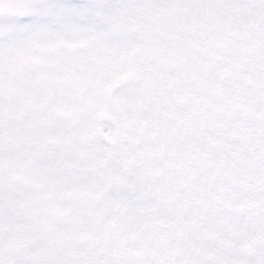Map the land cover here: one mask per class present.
Masks as SVG:
<instances>
[{
  "label": "snow or ice",
  "instance_id": "1",
  "mask_svg": "<svg viewBox=\"0 0 264 264\" xmlns=\"http://www.w3.org/2000/svg\"><path fill=\"white\" fill-rule=\"evenodd\" d=\"M0 264H264V0H0Z\"/></svg>",
  "mask_w": 264,
  "mask_h": 264
}]
</instances>
